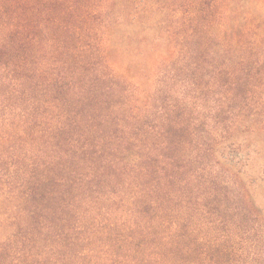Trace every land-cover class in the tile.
<instances>
[{"label":"trees","instance_id":"obj_1","mask_svg":"<svg viewBox=\"0 0 264 264\" xmlns=\"http://www.w3.org/2000/svg\"><path fill=\"white\" fill-rule=\"evenodd\" d=\"M184 1L186 35H156ZM247 5L0 0V264H264V14ZM138 31L144 60L168 56L132 74Z\"/></svg>","mask_w":264,"mask_h":264},{"label":"rangeland","instance_id":"obj_2","mask_svg":"<svg viewBox=\"0 0 264 264\" xmlns=\"http://www.w3.org/2000/svg\"><path fill=\"white\" fill-rule=\"evenodd\" d=\"M153 1L157 2V0H152V2ZM242 1L246 2L248 4L247 6H249V7L252 6L254 8H257L259 10V12L264 14V0H242ZM173 3L175 4V7H173L171 9V12H169V16H167V18H165V16L162 17L161 15H159L151 23V26H153L152 28H154L156 31V35L157 34L162 35V31L164 32V29H162V27L164 26L162 21H166L165 27L169 25L170 32H172V38L173 39L174 38H180V36L184 37L186 35L187 28H186L185 20H186L187 14L192 9V5L190 4L189 1L188 2L184 1L183 3H180V2H173ZM181 5H184V6L180 7ZM255 16H257V15L255 14ZM216 18H217V15H216L215 19ZM242 18H245V17L243 16ZM239 22L241 23V20ZM258 22L261 24L260 30L263 29L264 28V20H262V18H259ZM183 24H185V25H183ZM256 24L257 23H254L253 30L255 29ZM180 25L182 28H179ZM194 26H195V24H194ZM227 27L229 29V32L233 31L232 24H227ZM178 28H179V30H178ZM235 29L237 30V28H235ZM179 31H180V33H178ZM132 36H134V39L136 41L133 42V44H130L128 47H127V45H124L125 49H123V46L120 47V50L122 49V51H123L122 55H121L123 57H119L120 62H122L123 66H124V69L129 68L130 73L134 74L140 68H145L144 66H146L147 68L151 67V66L153 67L156 64V60L165 59L168 56L167 51H166L167 45L164 41H161L160 49L157 50L156 54L150 60H144L143 59L144 55L142 56V55H140V53L143 52V50H144L143 41L146 38H148V34L147 33L145 34V32L138 31L137 33H135ZM202 42H203L202 40L198 41L196 38L185 39V40H183V42H181L182 43L181 45L184 46V48L182 47L183 51L189 50V51H193L196 53V52L201 51L200 46H201ZM210 45H211V48H213L215 45V42H212ZM187 46H188V49H187ZM213 49H216V48H213ZM257 49L259 51V54H261L262 49L261 48H257ZM181 85H182V83H178V87ZM253 141H257L258 143H264V133H262L257 139L254 138ZM257 160H259V159H257ZM257 163L264 164V160L257 161Z\"/></svg>","mask_w":264,"mask_h":264}]
</instances>
